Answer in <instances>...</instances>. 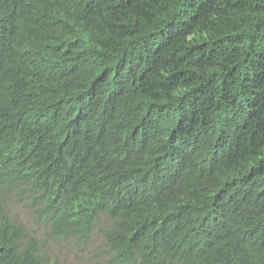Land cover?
I'll use <instances>...</instances> for the list:
<instances>
[{
  "label": "trees",
  "instance_id": "16d2710c",
  "mask_svg": "<svg viewBox=\"0 0 264 264\" xmlns=\"http://www.w3.org/2000/svg\"><path fill=\"white\" fill-rule=\"evenodd\" d=\"M113 264H264V0H0V190ZM0 264H59L0 212Z\"/></svg>",
  "mask_w": 264,
  "mask_h": 264
},
{
  "label": "rangeland",
  "instance_id": "374dc122",
  "mask_svg": "<svg viewBox=\"0 0 264 264\" xmlns=\"http://www.w3.org/2000/svg\"><path fill=\"white\" fill-rule=\"evenodd\" d=\"M36 195L24 188L0 190V212L5 211L16 223L26 227L29 235L38 239L42 251L59 264H113L112 251L106 242L105 231L112 220L102 217L89 238L77 236L57 239L37 212Z\"/></svg>",
  "mask_w": 264,
  "mask_h": 264
}]
</instances>
